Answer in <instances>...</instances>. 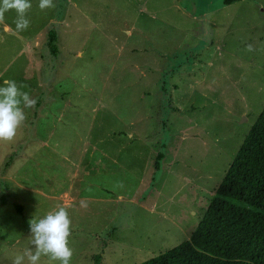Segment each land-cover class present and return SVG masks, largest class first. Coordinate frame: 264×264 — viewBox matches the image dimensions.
I'll use <instances>...</instances> for the list:
<instances>
[{
  "label": "rangeland",
  "instance_id": "obj_1",
  "mask_svg": "<svg viewBox=\"0 0 264 264\" xmlns=\"http://www.w3.org/2000/svg\"><path fill=\"white\" fill-rule=\"evenodd\" d=\"M30 2L26 31L15 11L0 21V82L37 101L0 141V264L57 205L71 264H139L189 240L264 107V0Z\"/></svg>",
  "mask_w": 264,
  "mask_h": 264
},
{
  "label": "trees",
  "instance_id": "obj_2",
  "mask_svg": "<svg viewBox=\"0 0 264 264\" xmlns=\"http://www.w3.org/2000/svg\"><path fill=\"white\" fill-rule=\"evenodd\" d=\"M47 46L57 56L55 31L48 32ZM99 260L95 256L93 264ZM139 264H264V107L189 240Z\"/></svg>",
  "mask_w": 264,
  "mask_h": 264
},
{
  "label": "clouds",
  "instance_id": "obj_3",
  "mask_svg": "<svg viewBox=\"0 0 264 264\" xmlns=\"http://www.w3.org/2000/svg\"><path fill=\"white\" fill-rule=\"evenodd\" d=\"M41 10L54 8V0H39ZM30 0H0V21L8 11H15L13 21L17 32L26 31L30 26L27 13L31 9ZM253 46L246 45V51L252 52ZM13 79L0 82V141L14 139L17 130L26 120L25 109L33 108L36 100L26 91H22ZM87 205L81 202V207ZM71 218L66 206L57 205L42 218H33L30 224V245L22 253L10 257L11 264H39L41 257L59 264H71L73 250L69 247L71 235Z\"/></svg>",
  "mask_w": 264,
  "mask_h": 264
}]
</instances>
